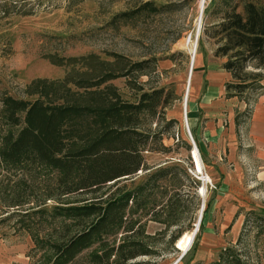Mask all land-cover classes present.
<instances>
[{
    "label": "rangeland",
    "instance_id": "rangeland-1",
    "mask_svg": "<svg viewBox=\"0 0 264 264\" xmlns=\"http://www.w3.org/2000/svg\"><path fill=\"white\" fill-rule=\"evenodd\" d=\"M144 1L162 8L156 12L148 8L135 12V7ZM208 2L204 0L202 11ZM199 8L200 0H42V5L30 15L0 18V100L5 95L31 99L33 96L25 95L24 89L33 80L59 81L68 74L74 79L72 81L80 78L84 82L99 75L100 71L115 74L98 86L67 84V89H59V93L62 92L69 103L78 105L95 103L101 97L100 92L109 91H115L125 102H134L141 92L161 89L160 99L167 100L154 115L145 113L142 116L141 124L150 131L161 132L159 143L166 147L164 152H144L145 163L151 169L177 164L189 178L179 172L177 188L172 182L161 181L164 186L157 189L154 196L159 205L151 212L141 209L135 214L143 225L138 241L150 253L136 256L126 264H207L215 260L221 247L235 242L246 211L264 209V161L257 159L249 147L250 141L244 132L245 120L238 138L228 131L232 129L234 113L243 107L237 99L251 103L264 97V67H256L251 61L245 63L241 72L235 71V74L245 78L246 87L234 98L223 99L225 76L219 68L221 61L212 56L216 43L201 30L204 22L218 21L224 8L218 6L216 17L208 21L201 12L198 22ZM120 12L127 13V20L117 18ZM89 54L103 64L87 72L83 60L78 58ZM69 57L74 58L70 60L74 62L67 63ZM49 59L62 62L56 65ZM138 62L139 69L131 70ZM188 79L186 119L199 150L201 175L196 173L183 118ZM228 80L235 84L241 82ZM209 87L215 89L213 97L201 106V97ZM239 89L231 87L229 92L237 93ZM216 119L221 134L216 138L201 134L202 123L214 126ZM150 145L154 147L158 143ZM147 171L138 170L128 179L107 183L100 190L102 197L115 187L125 185L128 189L131 182L136 184L143 180ZM190 178L198 182L196 187H192ZM39 185L37 181L31 183L26 192L38 194ZM202 187L203 193L200 192ZM174 188L179 193L178 205L176 208L170 207L171 204L163 205L164 198ZM164 190L166 196L161 198L159 192ZM192 190H195L196 200L191 197ZM86 197L69 195L59 200L62 203L50 199L42 206L79 205ZM206 203L207 210L203 211ZM162 205L165 207L161 208ZM198 218L193 240L179 258L181 251L176 248V241L194 229ZM12 221L0 223V264H44L50 251L35 246L28 235L12 232ZM254 223L248 221L242 232L243 245L238 247L249 264H264V226L254 227ZM88 251H83L70 264H87Z\"/></svg>",
    "mask_w": 264,
    "mask_h": 264
},
{
    "label": "trees",
    "instance_id": "trees-1",
    "mask_svg": "<svg viewBox=\"0 0 264 264\" xmlns=\"http://www.w3.org/2000/svg\"><path fill=\"white\" fill-rule=\"evenodd\" d=\"M41 5L42 0H0V18L30 15ZM221 5L224 9L219 20L210 23L208 19L216 17ZM144 8L156 12L162 7L144 1L135 12ZM202 14L208 22L202 25L201 33L216 43L212 56L221 61L219 67L228 78L241 81L235 84L227 78L223 83V97L234 98L246 87L245 78L235 71L241 72L250 61L264 67V0H209ZM126 15L120 12L117 18L127 20ZM79 59L87 72L103 64L93 54ZM66 60L74 62L72 57ZM49 62L59 65L62 61ZM139 66V62L134 63L131 70ZM114 74L100 71L84 82L80 78L72 81L68 74L59 81L33 80L24 89L31 99L5 95L0 100V215L4 214L0 223L13 220L12 232L26 234L35 246L47 248L50 253L44 264H70L87 249V264H126L136 256L148 255L150 251L138 241L143 225L135 214L141 209L151 212L159 205L154 196L164 186L161 181L172 182L177 188L178 173L186 174L177 164L151 169L145 163L144 152H164L166 148L159 143L161 132L141 124L145 113L154 115L157 108L165 106L161 89L141 92L134 102L121 100L115 91L100 92L97 102L84 105L69 103L59 93L70 83L98 86ZM237 86V93L229 92ZM237 101L243 107L233 115L236 138L243 120L245 130L256 100ZM156 142L158 146L150 145ZM138 170H148L143 180L131 182L128 189L125 185L115 187L102 197L100 190L107 183L128 179ZM190 180L196 187L198 182ZM36 181L41 191L27 193V187ZM175 188L167 196L166 190L158 191L161 198L166 196L163 205L176 208L179 193ZM76 194L87 196L82 204L42 206L46 200L62 203V197ZM191 197L197 199L195 190ZM207 207L208 203L203 211ZM248 221L255 222L254 227L264 226V209L246 211L235 242L221 247L215 260L207 264H249L238 247L243 245L242 232Z\"/></svg>",
    "mask_w": 264,
    "mask_h": 264
},
{
    "label": "crops",
    "instance_id": "crops-1",
    "mask_svg": "<svg viewBox=\"0 0 264 264\" xmlns=\"http://www.w3.org/2000/svg\"><path fill=\"white\" fill-rule=\"evenodd\" d=\"M221 71L223 72L225 76V78L222 81V98L225 99L223 97V83L228 78V75L222 69ZM214 90H215L214 88L209 87L207 92L201 97V106L202 104L204 105L205 103H207L206 101H208L210 98L213 97L212 94H214L215 92ZM202 102H205V103H202ZM196 122H197V115L194 118V124ZM217 123H218L217 119L215 120L214 126L211 125L210 127H207L206 123L205 124L202 123L201 134L203 133L204 136H207L209 138H212L213 136H215L216 138L217 136H219L221 134V127L218 126ZM231 125H232V129L229 128L228 131L229 133H232L235 136L233 117L231 119ZM244 132L250 141L249 147L253 150V154L255 155V157L261 161H264V97L258 98L253 104Z\"/></svg>",
    "mask_w": 264,
    "mask_h": 264
},
{
    "label": "bare ground",
    "instance_id": "bare-ground-1",
    "mask_svg": "<svg viewBox=\"0 0 264 264\" xmlns=\"http://www.w3.org/2000/svg\"><path fill=\"white\" fill-rule=\"evenodd\" d=\"M203 2H204V0H203ZM200 3H201V0H200ZM194 53H195V43H194V48H191V59H190V66H191V68L193 66ZM188 83H189V79L187 81L186 92H185L184 102H183V118H184L186 132H188L189 136L191 137L190 132H189V129H188L187 119H186V105H185L186 96H187V90H188ZM191 155L193 157V161H194V164H195L196 173H198V174L201 175L202 174L201 162H200V159H199L198 151H197V149H195V147H192V149H191ZM200 192H202V193L204 192V188L203 187L201 188ZM202 207H203V205H201V209H202ZM201 209H200V211H201ZM196 226H197V223H196ZM192 233H193V230H191L188 233H184L176 241V247L178 249H180L181 252L183 251V254L187 251L188 247L190 246V244H191V242L193 240ZM193 237H194V235H193Z\"/></svg>",
    "mask_w": 264,
    "mask_h": 264
},
{
    "label": "water",
    "instance_id": "water-1",
    "mask_svg": "<svg viewBox=\"0 0 264 264\" xmlns=\"http://www.w3.org/2000/svg\"><path fill=\"white\" fill-rule=\"evenodd\" d=\"M202 7H203V0H201V3H200L199 14H198V18H199V19H198V22L200 21L201 12H202ZM198 30H199V25H198V27L196 28V36H195V37H197ZM195 39H196V38H195ZM187 136H188V139H189V142H190L191 148H192V147H195V149H197V148H196V145H195V143H194V141H193L192 138L189 136L188 132H187ZM190 152H191V151H190ZM201 211H202V209H201ZM201 211H200V212H201ZM198 223H199V218H198V221H197V226H198ZM197 226H196V225L194 226L193 233H192V238H193V235L195 234V232H196V230H197ZM176 248H177V247H176ZM182 254H183V251L180 253L179 258L182 256Z\"/></svg>",
    "mask_w": 264,
    "mask_h": 264
}]
</instances>
